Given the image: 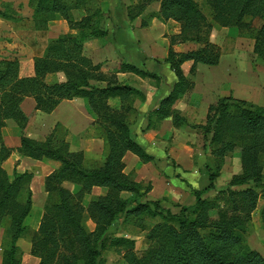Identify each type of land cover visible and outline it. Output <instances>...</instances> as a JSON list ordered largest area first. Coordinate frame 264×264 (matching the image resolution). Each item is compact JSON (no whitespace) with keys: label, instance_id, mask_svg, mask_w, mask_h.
Segmentation results:
<instances>
[{"label":"trees","instance_id":"obj_1","mask_svg":"<svg viewBox=\"0 0 264 264\" xmlns=\"http://www.w3.org/2000/svg\"><path fill=\"white\" fill-rule=\"evenodd\" d=\"M94 2L96 0H28L37 30H45L50 21L61 16L77 33L61 34L50 40L41 57L29 61L0 59L1 264H22L18 241L30 231L24 222L32 209V174L25 171L8 175L2 168L13 150L4 144L2 129L7 120H12L23 132L28 118L20 105L25 97H32L35 109L44 113L52 112L64 99H85L95 116V131H101L106 148L103 163L87 167L83 152L70 151L65 135H59L58 126L44 140L21 134L17 148L21 155L58 164L45 179L47 198L43 221L32 243L31 254L39 259V264H103L102 250L109 238L108 229L119 217L140 212L150 217L159 216L162 221L149 230L148 246L141 256L134 253L133 240H113L115 245L126 247L123 252L126 264H264V257L246 242L251 213L260 198L264 201V107L232 96L220 97L209 106L204 124L192 126L185 117L173 112L176 101L193 88V82L183 74L182 63L216 65L220 58L219 48L204 36L211 25L199 3L196 0H139L128 9V18L132 21L149 4L159 2L158 18L172 19L180 25L179 34L170 37L171 46L177 38V42L200 44L199 48L185 53L175 52L170 47L165 63L173 71L176 83L149 115L146 126V129H155L162 120L172 116L175 127L185 125L202 131L203 149L212 147L210 154L214 156L215 170H206L208 187L192 189L194 205L182 206L178 213H172L157 201L140 202L139 198H144L150 187L142 188L122 172L126 152L136 155L142 163L153 161L154 157L134 139L127 120L129 114L136 113V98L142 101L145 96L141 90L120 83L116 75L132 73L155 80L157 76L125 62L104 72L102 69H107L108 63L94 64L84 55L87 42L107 36V30L102 27L106 15L99 8H89ZM205 2L220 26L236 29L240 35L253 40V53L264 62V0ZM0 6L1 17L16 18L10 4ZM74 9H85L86 14L75 20ZM60 72L65 76L63 82L54 80V75ZM114 99L119 101V108L110 104ZM235 149H239L242 173L230 180L226 207L217 210L216 217L212 218L210 212L217 204L202 196L214 189L219 175L217 167L225 155ZM64 182L76 186L77 191L63 187ZM245 185L249 186L233 189ZM94 187L106 188L107 192L103 196H91ZM123 191L132 193L135 198H121L119 193ZM85 195L90 196L86 207L82 204ZM86 209L95 222L93 232L85 222ZM260 217L264 226V206Z\"/></svg>","mask_w":264,"mask_h":264},{"label":"crops","instance_id":"obj_2","mask_svg":"<svg viewBox=\"0 0 264 264\" xmlns=\"http://www.w3.org/2000/svg\"><path fill=\"white\" fill-rule=\"evenodd\" d=\"M98 1V8L106 15L104 27L107 36L105 39L87 42L84 55L94 64L108 63L107 67L111 69L113 65L125 62L157 76L155 80L132 73L116 75L120 83L141 90L145 96L144 100L134 102L136 113L131 123V132L134 139L154 157L153 162L141 163L137 156L127 152L125 157L134 163L132 169H135V172L130 171L151 184L146 198L159 200L162 208H177L179 203L191 205L195 200L191 189L204 190L209 184L208 176L202 168L203 152L193 148L192 153L190 147L197 144L198 134L185 125L175 127L172 116L163 120L156 129H146V126L149 115L176 83L173 71L165 63L170 47L175 52L185 53L196 49L193 48L194 43L177 42L171 46L170 37L179 34L180 25L172 19L162 21L158 18L159 2L149 4L131 21L128 9L135 6L138 0ZM1 3L10 4L16 11V18L11 20L0 16V59L29 61L41 57L50 40L61 34L77 33L61 16L50 21L45 30H37L28 0H0ZM85 14V9L72 11L75 20H80ZM212 30L210 41L221 48L222 40L215 39V36L227 35L228 28ZM239 44L242 43L225 53L222 50L216 65L197 64L196 72L190 70L192 61L182 63L183 74L193 82V88L187 96L176 101L173 112L185 117L189 124H204L209 106L220 97L232 96L264 107V62L254 55L251 39L246 49ZM203 66L207 70L205 73L202 70L201 77ZM56 77L58 82L65 80L61 72L55 74L54 79ZM20 107L28 118L23 132L12 120H7L2 129L4 144L13 149L2 164L8 175L30 171L31 165L43 164L17 151L22 133L30 139L44 140L58 126L65 130L70 149L76 146L78 148L74 150H80L83 154L89 150L90 142L96 140L84 136L88 129L91 128L93 133L95 128V116L88 109L85 99H64L50 113L36 110L32 97H25ZM94 189L104 190L102 187Z\"/></svg>","mask_w":264,"mask_h":264},{"label":"rangeland","instance_id":"obj_3","mask_svg":"<svg viewBox=\"0 0 264 264\" xmlns=\"http://www.w3.org/2000/svg\"><path fill=\"white\" fill-rule=\"evenodd\" d=\"M196 1L199 3L204 15L207 18L208 23L211 25V28L207 31V34L204 35L207 38V40L210 41V36L213 31L212 29L213 28L220 29L222 26H220L219 22L214 18L213 12L210 9V7L206 4L205 0H196ZM98 2L99 1L96 0V2L90 5L91 6L90 8H92V10L95 8H98V5H99ZM137 2H139V0ZM102 22H103L102 23V27H103L104 20ZM255 25H258V23H256ZM214 33L216 34V31ZM215 39L222 40L221 48L216 45L217 48H219V54L221 53L222 50L224 53L229 51L230 49L233 50L234 46H237V44L240 42L242 44L241 45L239 44V46H242L244 49L250 46V38L244 35H240L236 29H228L227 35L225 36L216 35ZM177 41H178V38L175 39V43H177ZM210 42L212 43V41ZM178 43H181V42H178ZM199 47H200V44L194 43L193 48L197 49ZM102 63H99V64H102ZM192 65L193 66H191L190 70L191 71L194 70L196 72L197 64L192 63ZM206 68L207 67H204V66L202 67L201 73H200L201 77H202V70H203V73H205V70H207ZM109 70H111V68L104 69V72H108ZM54 80L58 81V78L56 77V79ZM135 101L139 102L140 100L136 98ZM110 104L116 108H119V101L117 99L111 100ZM134 115L135 113L128 115L127 120L129 123H132V121L134 120L135 118ZM190 126H192V123H190ZM189 128L196 131V133L198 134L197 144L195 145L193 144L190 147H191V150L193 148H196V149H200L203 152L202 153L204 155V163L202 164L203 170L205 171V173H206L207 168H210L211 170H215L214 156L210 154L212 147L208 146L206 149H203L202 144L204 140H203L202 131L199 128L197 129H193L191 127ZM58 132L60 136L65 135L66 137V133L63 128H58ZM84 136L87 139L96 138V140H94L93 142H90L89 150L85 152L84 154V164L87 167H98L103 163V160L106 155V148H105L104 141H103V135L101 134V131L100 132L95 131V128H94V132L92 133V129L90 128L88 129V131H86ZM74 148H78V147L72 146L73 150L70 149L69 147L70 151L72 152H80V150H77V149L74 150ZM192 153H193V150H192ZM153 161H150V162H153ZM240 161L241 160H240L239 149H235L234 151L227 153L225 157L223 158L220 167H217L218 169L216 168L219 172V175L214 182V185H215L214 189L205 192L202 196L203 199L214 201L217 204V208L210 212V216L212 218L216 217L217 210H219L221 207H226L225 200L227 196L226 189L228 188V183L234 176L240 175L242 173V166H241ZM40 162H42L43 164L38 163V165L37 164L31 165V170L26 171L32 174V180L30 183V189L32 191V209H31L30 214L28 215V217L25 219V222H24V224L29 228L30 231L27 235H25L18 241V245L22 251V264H39V259L31 254V249L33 246L32 243H33V239L38 235L40 225L43 221V213H44L43 208H44V204L47 198V192L45 191V187H44L45 179L47 176H49L53 172V170L58 165L54 162H49L46 160H43ZM46 165L50 167L46 168L45 167ZM122 166H123L122 172L124 174L129 175L131 179L139 183L142 186V188H147L149 186L151 189L150 183L146 182L145 179H140L139 177H136V175L133 174V171L135 172V169H132L134 168L133 167L134 163H132V161H130L128 158L126 159L125 155L122 159ZM130 170H133V171H130ZM263 173H264V166H263ZM250 185L254 186V184L252 183ZM62 186L69 189L72 192L77 191V187L72 185L71 183L64 182ZM248 186L249 185H245L244 187H236L233 189L239 190L240 188H245ZM94 188L92 189L91 196H103L107 192L106 188H104V190L94 189ZM257 190H260V188L257 187ZM119 195L121 198H135V196L132 193L127 192V191L120 192ZM192 195H193V192H192ZM146 197H147V194L145 195L144 198H139L141 199L140 202L144 203L146 200H148ZM89 199H90V196L85 195L82 201V204L84 207L87 206ZM148 201H151V200H148ZM154 201H157L160 205L159 200H154ZM194 203H195V200H194ZM194 203L191 205H187V204L185 205V204L179 203L177 205V208L174 206H168V207H170L169 210L172 213H178L182 206H192L194 205ZM263 206H264V201L262 198H260L256 209L251 213V220L249 221V226H248V230L246 234L247 244L252 249L258 251L261 255L262 254L264 255V226L262 224L261 217H260V210ZM131 208L132 206L129 207V209ZM84 217H85V222H86V225L88 226V229L91 232H93L96 227L95 222L92 216L90 215V212L87 209L84 211ZM161 221L162 220L159 216L150 217L146 212H140L135 215L129 213L128 215H125V216L123 215L119 217L118 219H116L113 225L108 229L109 238L105 241V247L102 250V257L104 259L103 264H126V260L123 255L124 254L123 252L126 247L123 245L121 246L115 245L113 243V240L116 238H126L129 240H133L135 242L133 251L136 255L141 256L148 246L147 234L149 230L152 228L153 225L158 224ZM2 234H3V228H0V240H1ZM95 242L96 240H94V243ZM96 244L99 245V242H96ZM35 259H37V261ZM0 264H1V259H0Z\"/></svg>","mask_w":264,"mask_h":264}]
</instances>
